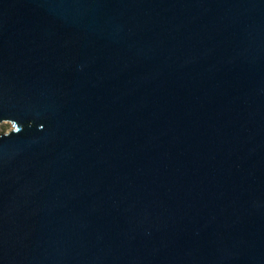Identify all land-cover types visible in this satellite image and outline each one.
Here are the masks:
<instances>
[{
    "label": "water",
    "instance_id": "95a60500",
    "mask_svg": "<svg viewBox=\"0 0 264 264\" xmlns=\"http://www.w3.org/2000/svg\"><path fill=\"white\" fill-rule=\"evenodd\" d=\"M0 264H264V0H0Z\"/></svg>",
    "mask_w": 264,
    "mask_h": 264
}]
</instances>
